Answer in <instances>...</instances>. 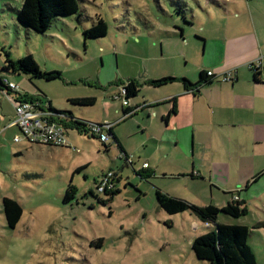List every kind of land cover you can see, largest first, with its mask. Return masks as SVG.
Segmentation results:
<instances>
[{"label": "rangeland", "instance_id": "374dc122", "mask_svg": "<svg viewBox=\"0 0 264 264\" xmlns=\"http://www.w3.org/2000/svg\"><path fill=\"white\" fill-rule=\"evenodd\" d=\"M175 1L188 3L207 22L217 12L224 14L211 0H81L79 14L59 17L50 30L35 33L16 21L13 9L23 0H0V75L18 88L13 94L0 92V264H209L196 259L191 244L213 226L209 229L189 212L167 214L158 207L157 189L205 206L223 208L239 202L247 214L235 219L221 213L217 223L248 226L257 264H264V176L254 183L264 172V150L246 143L205 147L196 151L192 166L181 159V152L162 149L152 132L139 128L147 115L122 119V84L137 82L140 94L130 104L143 106L153 92L174 95L182 79L192 82L200 72L193 57L201 26L187 12L191 26L184 29L185 41L179 40ZM245 1L225 0L221 6L227 4L235 18L236 10L242 16L239 6ZM256 5L264 12V0H256ZM98 17L108 23V35L85 43L83 31ZM7 52L13 60L31 54L43 72L58 71L62 78L32 83L27 75L6 71ZM261 59L249 54L242 67L250 74V64ZM212 61L218 64V56ZM171 71L176 82L159 90L146 86L142 78L148 72ZM24 94L39 95L45 108L51 102L58 110L102 125L105 136L112 126L133 158V167H123L111 138L106 151L97 133L92 138L70 129L69 148L15 142L20 132L12 124L14 106ZM81 97H96L97 103L75 107L69 102ZM157 125L153 132L160 131ZM145 163L150 169L143 167ZM109 170L119 173L115 186L120 192L103 204L97 199L106 200V195L99 192L97 198L90 193ZM244 175L250 178L244 181ZM70 184L77 189L76 199L64 204ZM4 197L22 207L15 229L6 225Z\"/></svg>", "mask_w": 264, "mask_h": 264}, {"label": "crops", "instance_id": "0c3cea01", "mask_svg": "<svg viewBox=\"0 0 264 264\" xmlns=\"http://www.w3.org/2000/svg\"><path fill=\"white\" fill-rule=\"evenodd\" d=\"M211 1L217 4L218 9L222 8L224 12V14L217 12L211 18V22L196 16L194 8L188 3L186 5L187 10L191 12L193 20L195 19L201 26V34L194 37L197 44L194 48L193 61L197 67V72L200 71L199 74L203 71L212 73L217 77L216 80L210 84L198 87L197 92L196 90H186L180 81L181 86L174 95L155 91L151 94L152 99L150 101L145 99L143 106H140L138 102L130 104V102H134L138 98L139 90L138 96L132 98L129 102V107L134 111L133 115L124 120L137 117L139 114L147 115L146 119H142L139 128L144 129L145 132H152L155 135L154 140L161 144L162 149L169 146L174 151L181 152L183 155H179L181 159L188 161L189 164L192 163V166H195L196 163V151H200L205 147L228 146V144L243 145L246 143L252 144V146L256 145V147L264 150V21H262L264 20V12L261 11L260 5H256V0H246L239 6L242 16L236 10L235 18H233L232 12L229 11V8H226L227 4H222L223 7L221 6V2H225V0ZM187 21L192 22L187 17H185L186 23L184 20L176 18L177 26L180 29H178L179 32L175 36L183 42L185 41L184 29L191 26ZM199 51H202V56H200ZM253 53L262 57L260 61L262 68V74L259 77L260 82H254L250 69L249 74L244 70L245 67H242V64L245 63L242 62L245 56ZM217 56L219 63L213 64L212 60ZM226 62H228V65H223ZM223 66H225V69ZM226 69L229 71L225 72L224 70ZM230 71L233 72L234 79L232 82H223L221 78ZM199 74L195 80L189 82L196 83L199 79ZM171 76L172 71L155 75L148 72L142 78L146 81V86L153 88V90H159L173 86L176 81L161 87L152 86L151 82L163 78H171ZM129 81H133V79ZM18 98V101H31L32 99L33 102L43 105L39 95L24 94L23 96L19 95ZM169 104L172 107L157 110V106ZM51 106L55 108L52 103ZM125 109L123 107V113ZM153 109L155 111L151 113L150 110ZM72 115L86 120L75 116L73 113ZM154 124L160 125V127L157 125L160 131H152ZM10 125L11 122L8 126L11 127ZM65 125L68 129V136L70 128L67 124ZM17 135L19 134L15 136ZM115 135L117 136L116 133ZM117 138L120 141L121 135L117 136ZM190 149L193 153L187 151H190ZM124 150L126 151L125 148ZM255 168H258V166H255ZM145 169H150V166ZM199 174H201L200 171L197 172V175ZM259 174H263L262 177L264 176L263 171ZM244 177V181H247L250 175H244ZM208 228L210 229L211 225Z\"/></svg>", "mask_w": 264, "mask_h": 264}, {"label": "trees", "instance_id": "16d2710c", "mask_svg": "<svg viewBox=\"0 0 264 264\" xmlns=\"http://www.w3.org/2000/svg\"><path fill=\"white\" fill-rule=\"evenodd\" d=\"M81 0H23L22 6L19 9H13L16 15V21L23 26L26 30L34 31L35 33H45L50 30L53 23L59 17L74 16L80 12ZM176 6V18L184 20L187 10V5L181 1H175ZM186 7V8H185ZM186 23V22H185ZM109 26L108 23L98 17L90 28L83 31V37L85 43L90 40H98L108 35ZM6 65L4 70L11 71L13 73H22L29 76L31 82L33 79H44L46 81H55L62 78V73L58 71L43 72L35 61L34 57L29 54L18 60H13L9 52L6 53ZM250 71L253 74L254 82H260L261 66L255 67L254 63L250 64ZM216 76L209 72H201L199 79L196 83H191L186 79H182L181 82L186 90L198 91V87L205 84H210L216 80ZM7 77L0 75V91H7V94H13L15 91L8 90L2 83ZM9 80V79H8ZM176 81L173 78H163L158 81H152L151 85L155 87L164 86L170 82ZM138 84L135 81H129L126 85H123L126 94L124 99L128 102L132 98H135L139 94ZM31 101H33L31 99ZM71 105L76 107H93L96 103L95 97H81L70 99ZM48 112L54 116H63L65 124L70 129H75L82 134L89 135V126L95 125L97 127H103L100 124L92 123L83 119L76 118L70 111L57 110L51 106V102L48 104ZM134 111L127 107L124 110L122 119L125 120L133 115ZM109 138H111L120 150V159L124 161V166H128L127 159L130 155L124 150L119 139L113 132L112 127L109 129ZM94 138V136H91ZM99 139V138H98ZM100 141V139H99ZM103 144V143H102ZM103 147L106 151L110 146L105 143ZM147 164V163H146ZM134 164L130 165L133 167ZM149 166V165H148ZM84 169L78 168L76 173ZM111 171V170H109ZM263 174H259L255 177L254 182L257 181ZM117 177V175H116ZM99 181H97L98 184ZM117 182V180L115 181ZM119 189L114 186L113 190L107 192V199L103 200L98 198L99 193L97 188L95 191H91V195H95L99 203H107L113 201L114 197L119 194ZM77 195V189L70 184L65 191L63 197L64 204H71ZM156 200L158 207L164 210L169 215H177L185 212H189L191 215L196 216L201 222L213 225L206 234L196 237L191 244V251L198 261L207 262L209 264H257V257L251 245L252 232L250 228L242 224L225 225L218 224V218L221 213L228 217L239 219L243 214H247L246 209H241L239 202L230 203L223 208H218L213 204L198 205L189 202L185 199L171 196L162 192L160 189L156 190ZM3 213L6 221V225L10 229H15L21 221L23 210L21 205L14 199L4 197L2 199Z\"/></svg>", "mask_w": 264, "mask_h": 264}, {"label": "built area", "instance_id": "2783aa9c", "mask_svg": "<svg viewBox=\"0 0 264 264\" xmlns=\"http://www.w3.org/2000/svg\"><path fill=\"white\" fill-rule=\"evenodd\" d=\"M255 67L260 66V61ZM233 72H227L223 77V82H232ZM8 90L16 91L17 86L5 79L2 83ZM126 91L122 87V97L124 98ZM129 102L124 99V107H129ZM15 108V119L13 125L16 126L20 132V135L14 137L15 142H21L26 140L30 144L47 145L54 147H67L69 148V141L67 140V127L64 122L63 116H54L48 112L42 104L29 101L21 100L18 101L14 106ZM112 126H108L111 128ZM89 135L95 136L99 134L100 142L105 144L109 140V136L103 134V127H97L95 125H90ZM128 166L134 164L133 158L129 157L127 159ZM144 168H148L145 164ZM116 175L118 172L111 170L102 175L96 188L97 192L100 194H106L113 190L116 181ZM209 226V225H208Z\"/></svg>", "mask_w": 264, "mask_h": 264}]
</instances>
